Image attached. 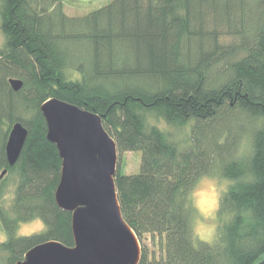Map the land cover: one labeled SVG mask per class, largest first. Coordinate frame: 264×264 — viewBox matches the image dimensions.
Here are the masks:
<instances>
[{"label": "trees", "instance_id": "16d2710c", "mask_svg": "<svg viewBox=\"0 0 264 264\" xmlns=\"http://www.w3.org/2000/svg\"><path fill=\"white\" fill-rule=\"evenodd\" d=\"M0 192L8 174L21 219L40 215L48 230L0 245V262L15 264L36 244L73 245L71 213L54 198L61 159L46 138L40 105L56 97L95 112L118 153L139 151L136 173L118 168L114 181L125 221L142 245L158 237V253L142 246L139 264H255L264 256V0H111L69 17L60 0H0ZM228 36L231 42L220 41ZM71 65L81 79L68 81ZM22 80L14 91L8 79ZM149 117L181 129L186 145ZM28 134L14 165L5 156L13 123ZM244 134L253 135L251 161L233 159ZM221 167L233 178L254 169L259 182L238 185L225 204L234 219L220 242L193 247L182 192L202 171ZM10 235L15 221L0 209Z\"/></svg>", "mask_w": 264, "mask_h": 264}, {"label": "water", "instance_id": "95a60500", "mask_svg": "<svg viewBox=\"0 0 264 264\" xmlns=\"http://www.w3.org/2000/svg\"><path fill=\"white\" fill-rule=\"evenodd\" d=\"M18 91L22 80L8 79ZM46 138L61 159L54 198L71 213L73 245L48 240L28 249L15 264H139L142 245L122 216L114 181L118 150L114 139L93 111L52 97L40 105ZM28 131L12 124L5 142L8 164L14 165ZM7 172H0L2 178ZM255 264H264V256Z\"/></svg>", "mask_w": 264, "mask_h": 264}, {"label": "clouds", "instance_id": "9594fccd", "mask_svg": "<svg viewBox=\"0 0 264 264\" xmlns=\"http://www.w3.org/2000/svg\"><path fill=\"white\" fill-rule=\"evenodd\" d=\"M7 43V37L0 32V49ZM64 78L68 81L81 79V72L71 65L62 69ZM150 126L164 127L163 117H149ZM257 130L264 129V117L258 118ZM257 146L253 135L244 134L238 141L233 159L236 161H251L255 158ZM259 182V176L254 169L245 171L240 177L233 178L226 175L217 166L202 171L182 192V207L186 214V229L193 247L204 243L214 245L220 242L224 226L230 223L236 215L235 210L225 209V204L238 185L253 186ZM16 186L9 185L0 192V209L8 213V218L15 221V231L9 234L4 223L0 222V245H5L11 238H27L35 234L46 232L48 225L40 215H33L30 219H21L15 211ZM2 264V262H0Z\"/></svg>", "mask_w": 264, "mask_h": 264}, {"label": "rangeland", "instance_id": "374dc122", "mask_svg": "<svg viewBox=\"0 0 264 264\" xmlns=\"http://www.w3.org/2000/svg\"><path fill=\"white\" fill-rule=\"evenodd\" d=\"M111 0H60L63 12L69 17L83 16L88 12L97 9ZM0 32L1 31V17H0ZM233 39L228 36H222L220 41L231 42ZM164 127H160L168 133L171 139L178 141L180 145H186L190 140L191 125H186L181 129L170 126L164 122ZM141 160V153L139 151H123L118 153L117 168L125 174L136 173L139 169ZM6 188L9 185H15L13 176L7 175ZM5 188V189H6ZM142 246L146 251L157 256L158 253V237L145 235L142 238Z\"/></svg>", "mask_w": 264, "mask_h": 264}]
</instances>
